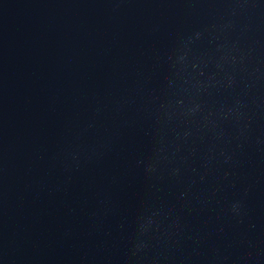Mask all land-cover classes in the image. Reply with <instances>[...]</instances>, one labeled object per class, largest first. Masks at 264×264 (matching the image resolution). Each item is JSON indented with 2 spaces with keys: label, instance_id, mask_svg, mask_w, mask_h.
<instances>
[{
  "label": "water",
  "instance_id": "1",
  "mask_svg": "<svg viewBox=\"0 0 264 264\" xmlns=\"http://www.w3.org/2000/svg\"><path fill=\"white\" fill-rule=\"evenodd\" d=\"M0 264H264V0H0Z\"/></svg>",
  "mask_w": 264,
  "mask_h": 264
}]
</instances>
